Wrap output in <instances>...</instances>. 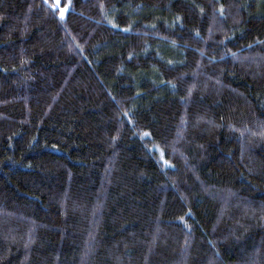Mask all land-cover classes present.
Segmentation results:
<instances>
[{
    "label": "trees",
    "instance_id": "obj_1",
    "mask_svg": "<svg viewBox=\"0 0 264 264\" xmlns=\"http://www.w3.org/2000/svg\"><path fill=\"white\" fill-rule=\"evenodd\" d=\"M0 264H264V0H0Z\"/></svg>",
    "mask_w": 264,
    "mask_h": 264
},
{
    "label": "rangeland",
    "instance_id": "obj_2",
    "mask_svg": "<svg viewBox=\"0 0 264 264\" xmlns=\"http://www.w3.org/2000/svg\"><path fill=\"white\" fill-rule=\"evenodd\" d=\"M54 2H55V4H56V6H58L59 0H54ZM63 16H64V11L61 10V11H60V18H63ZM159 159L162 161V155H161V154H160V156H159Z\"/></svg>",
    "mask_w": 264,
    "mask_h": 264
}]
</instances>
